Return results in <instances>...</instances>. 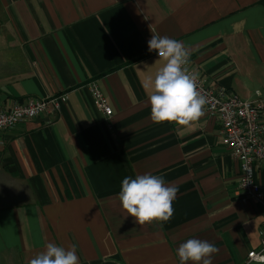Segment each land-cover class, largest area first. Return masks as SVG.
Instances as JSON below:
<instances>
[{
	"label": "crops",
	"instance_id": "0c3cea01",
	"mask_svg": "<svg viewBox=\"0 0 264 264\" xmlns=\"http://www.w3.org/2000/svg\"><path fill=\"white\" fill-rule=\"evenodd\" d=\"M152 32L181 41L212 88L264 111L257 0H0V107L66 96L54 117L0 133V264H28L48 243L75 244L79 264H179L188 239L214 244L213 264H245L258 245L264 216L236 197L218 123L150 119L149 80L164 63ZM145 173L178 189L166 223L139 225L121 207L123 179ZM254 179L264 191V166Z\"/></svg>",
	"mask_w": 264,
	"mask_h": 264
},
{
	"label": "clouds",
	"instance_id": "9594fccd",
	"mask_svg": "<svg viewBox=\"0 0 264 264\" xmlns=\"http://www.w3.org/2000/svg\"><path fill=\"white\" fill-rule=\"evenodd\" d=\"M148 50L155 51L164 62L149 80L150 119L156 124L190 127L205 114L207 104L205 95L198 89V74L189 72L186 67L190 52L181 41L155 32L148 41ZM177 191L176 187L166 184L162 176L145 173L134 179L125 177L118 199L127 216L134 217L139 225L166 223L174 215ZM76 251L75 244L65 249L48 243L28 264H79ZM219 251L207 240L188 239L179 245L176 255L179 264H213Z\"/></svg>",
	"mask_w": 264,
	"mask_h": 264
},
{
	"label": "built area",
	"instance_id": "2783aa9c",
	"mask_svg": "<svg viewBox=\"0 0 264 264\" xmlns=\"http://www.w3.org/2000/svg\"><path fill=\"white\" fill-rule=\"evenodd\" d=\"M156 57H158L156 53ZM192 72L190 65L186 66ZM198 89L205 95L207 104L204 112L218 124L219 143L227 150L229 156L237 164L238 174L234 180L236 197L243 202L254 203L264 216V191L254 177L264 166V111L260 105L252 101H241L233 94L222 89L212 88L204 78L198 77ZM91 105L99 110L104 118H108L111 109L96 85L87 84ZM66 102V96L56 94L51 97L30 98L25 103L12 104L8 109L0 107V133L11 131L23 125L27 120L41 115L54 117L59 107ZM0 141V145H1ZM264 218V217H263ZM258 245L246 255L247 263H264V230L259 233Z\"/></svg>",
	"mask_w": 264,
	"mask_h": 264
},
{
	"label": "trees",
	"instance_id": "16d2710c",
	"mask_svg": "<svg viewBox=\"0 0 264 264\" xmlns=\"http://www.w3.org/2000/svg\"><path fill=\"white\" fill-rule=\"evenodd\" d=\"M257 3L264 8V0H257Z\"/></svg>",
	"mask_w": 264,
	"mask_h": 264
}]
</instances>
